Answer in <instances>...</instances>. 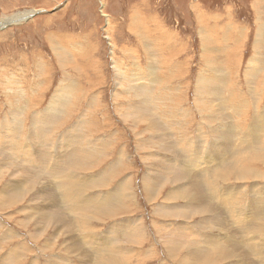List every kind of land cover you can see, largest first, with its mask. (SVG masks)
I'll use <instances>...</instances> for the list:
<instances>
[{"label": "rangeland", "instance_id": "rangeland-1", "mask_svg": "<svg viewBox=\"0 0 264 264\" xmlns=\"http://www.w3.org/2000/svg\"><path fill=\"white\" fill-rule=\"evenodd\" d=\"M24 14H26L24 18L12 21V18H18ZM8 19H11V22L6 23ZM0 21L5 22L0 25V123L4 125L6 122L10 123L13 119L11 114L6 113L8 106L5 98H7L6 94L9 89L14 94L8 101L12 104V110L17 111V114L20 112L24 114L18 117L20 118L18 119V135L20 134L19 138L21 137L25 146L29 145L35 150L41 149L38 148V139L32 141L29 137L31 136L29 128L34 113L47 110L48 103L54 102L62 116L71 117L68 123L65 124L64 130L57 131L54 134L56 139L65 136L66 130L73 125H77L80 129L81 126L91 123L95 115L94 118H96L101 128L97 135L98 138L111 139L114 136L119 139H117L118 144L112 152V157H110L111 160L107 164L116 156L118 149H121V147L126 149L123 151V153L126 151L123 161L125 160L124 163L129 162L131 164L130 171L126 175L134 176V182L133 179L129 182L131 200L129 199L126 205L133 208L137 223L130 230L129 236L132 241L126 242L125 239V241L122 239L118 242L112 241L114 244L108 242L109 246L112 245V248L108 251L114 252V250H117L115 252L119 254L115 258L117 259V261L115 260L116 263L113 262V264H174L162 239L166 234L173 237L171 244H174V240L182 241L181 244H184L182 253L178 256L179 259L186 252H189V245H193V249L196 251L208 250L209 259H215V261H221L227 253L238 255L236 256L237 262L231 259L230 263L224 264H253L254 259L257 264H264V244L259 243L260 239L264 238V215L262 212L257 211L256 207L251 208L250 206L254 200L250 189L264 186V180L226 182L223 184L217 181H213L214 184H209L208 177L203 180L206 186L213 185L211 187L213 195H217L215 198L218 203H222L226 215L231 210V215L229 214L231 218L227 215L228 221L232 223V219L238 215L236 216L237 220L233 219V222L239 225H247L244 229L240 228L242 231L235 227L236 225L234 228L232 226L234 223L223 225L226 228L232 227V230L225 229L221 231L214 227L207 229L202 225V221L205 218L211 219L212 215L197 214L193 216L191 221H186V218L183 219V217L177 215L181 209L187 208L183 202H177L178 207L175 206L176 204L169 206L163 203V196L168 188L159 193L155 203L145 201L142 189V182L146 178H157L163 173L160 167L157 170H152L143 163V158L147 156L146 148L149 145V136L146 130L149 122H153L156 126L152 139L155 146L153 156L160 160L169 161L171 159L167 155V149L160 148L158 142L164 135L166 136L163 139L164 142H170L171 136L168 133L174 122V125L181 124V121L184 122L181 124L183 127L181 125L179 127L183 130L176 134L180 142L186 136L187 140L185 142H197L199 144L200 141L203 151L207 148L208 141H206L205 131L202 129L203 133H199L198 129L202 126V128L208 130L212 125L215 126L213 108L218 101L210 103L211 101L209 99L206 101V98H221L222 101L218 100L223 105L225 115H227L228 110L240 114L248 110L245 122L252 123L251 117H254L255 113H257V116L261 115L260 112L264 109V0H0ZM145 47L151 48V51L147 54L144 53ZM252 62L256 63L258 67L260 66L262 71H253L251 69ZM250 69L251 71H249ZM247 71L253 75V78L254 76L257 78L248 82L245 78ZM122 74L126 75V80L122 81L123 88L121 86L117 88L118 78ZM137 75L141 78L140 80ZM127 77H132L129 83ZM200 77L208 82L212 81V85L215 82L218 85L208 88L203 83L206 89L203 86L202 91L200 90ZM253 86L258 94L249 92V89ZM128 87L131 89L127 92ZM120 92L121 98L117 100L118 102L113 100L114 95L117 93L116 97H118ZM19 93L23 94L22 98L36 97L31 98L39 104L37 108L35 105L34 109L28 110ZM124 97L129 98L138 106L143 104V110H146L145 113L139 115L138 119L141 122L138 131H141V133L137 131L134 135V132L130 129L131 126L124 124L128 122H125L121 117V114L127 115L126 104L122 105V103H125L122 101ZM13 98L14 100H12ZM86 98L87 101H85ZM91 98H100L99 109L95 113L89 112L87 121L85 117V121L77 122V120L82 119L78 112L85 110L86 103ZM230 98L233 101V106ZM201 102L203 106L208 104L206 106L208 109L204 107L205 110L201 113L202 115L205 114V117L198 115ZM121 105L124 106L123 109ZM24 106H26L27 112L26 110L21 111ZM119 107L123 110H119L120 114L116 111ZM177 111L180 112V116L177 115ZM172 113H175V115ZM182 115L189 116L187 118L188 123H186L187 120L182 119ZM103 120H105V124H101ZM202 122H209L210 124H203ZM198 124L200 125L198 126ZM256 124L260 123L257 122ZM27 126L28 128H26ZM125 126L127 127L125 128ZM245 128L242 130L244 134ZM195 132L200 134V138L197 137L198 134ZM243 133L239 136L241 140L244 138ZM87 134L89 133L86 130L79 133L83 142ZM252 137L259 139L261 135L254 133ZM212 138L211 136L209 141ZM121 144L124 146H121ZM86 145L87 143L83 144L82 147H87ZM0 146H2L1 142ZM92 146L97 147L98 143L95 142L90 145V151L93 149ZM48 147L57 150L55 144H48ZM220 149L222 150V148ZM0 150L4 152L5 149L0 147ZM10 152L8 149L5 150L6 154ZM14 152L16 151L14 150ZM233 161L236 162L234 159ZM104 166L106 167V165ZM104 166L99 167L98 170H94L92 173L90 172L91 174H86V172L83 174V171L81 172L78 168L77 170L72 169L71 172L77 176V179H80L84 175L89 177V175L98 174L104 169ZM179 166L180 164L175 165L176 168H179ZM190 166L182 167L185 170L198 172L197 170L200 171L202 164ZM254 167L258 168V166ZM203 168L206 167H202L201 170ZM260 170L263 171L261 168ZM260 170L258 171L260 172ZM7 179H9L8 176L3 179L1 185H4ZM43 179L48 185L50 183L51 185L56 184L55 181H51L47 177ZM233 187H236V189ZM81 188L83 187L81 186ZM81 188L77 185L78 195L75 193L69 201L63 202V206L65 203L64 207L60 204L63 199L58 194L60 193L58 189H56V192H58L56 198L46 197L47 201H51V203L48 202L51 210H55L54 206L59 203L58 205H61L62 209L69 212L66 210L69 206H75L79 202L90 204L93 197L96 198L95 201H98L106 192H110V187L106 190H90V192L86 191L85 193L80 192ZM228 188L232 192L235 190L233 193H229L231 197H229V194L225 195L227 191L222 192L223 189L227 190ZM36 189L38 190V188ZM51 189L54 190L55 188ZM245 194L247 195L245 196ZM239 206L241 208H238ZM155 209H159L160 212L156 213ZM8 215L12 216L14 214L8 213ZM132 216L113 220V222L110 221L106 224L110 226ZM246 216L247 218L249 216V219ZM96 218H98L97 215ZM98 219L102 220L101 217ZM0 222V236L4 237L3 235L9 233L8 236L4 237L7 238L8 244H6V239L0 240L1 259L3 260L8 254L7 251L17 248V252L15 251L17 257L12 260L13 263L8 261V264H32L33 261H37V258L40 259L42 264L99 263L100 258L94 257L92 250L87 247L86 243H91L92 247H97L96 242H89L86 239V242L83 241L85 244L82 245L83 250H79L78 253L66 250L63 243L73 235L67 224L63 227L65 230L59 229L56 239H52L51 242L54 241L52 249L54 250L51 251L49 247L47 249L46 246L40 247L42 245L38 244L39 247L35 246V243L29 240L30 230H33L31 223L27 227L28 230L27 228L22 229L19 226L17 227L15 220L8 221L2 213H0ZM87 222L91 227L96 228L97 226L102 231L105 228L103 233L107 230V225L102 226L104 223L91 219L89 216ZM89 225L88 233H90ZM100 225L101 227H99ZM256 226L262 227L263 230L256 231ZM9 227L11 228L9 229ZM204 229H207V231ZM233 230L236 231L237 236L236 234L232 235ZM100 233L97 235L100 236ZM131 234L134 236L131 237ZM81 236L85 237L84 234ZM9 237L15 238L10 241ZM230 237L233 238L235 244L232 243L231 239L230 242L227 240ZM239 238L242 239L239 240ZM247 238L251 241L248 242ZM204 242L206 243L205 246ZM253 242L257 244L255 245ZM41 243L46 245L44 240H41ZM62 245L63 247H61ZM109 246L107 247L109 248ZM257 246H259L257 251H254ZM71 247L73 246L71 245ZM57 249L58 251H56ZM258 251H261V254H258ZM100 252L97 251L96 253ZM241 255L245 257L243 258ZM227 259L229 258L227 257ZM0 264H7V261L4 260ZM184 264H187V261Z\"/></svg>", "mask_w": 264, "mask_h": 264}, {"label": "bare ground", "instance_id": "bare-ground-1", "mask_svg": "<svg viewBox=\"0 0 264 264\" xmlns=\"http://www.w3.org/2000/svg\"><path fill=\"white\" fill-rule=\"evenodd\" d=\"M26 14H24L23 16H20L18 18H12V21H14V20L16 21V20H19L21 18H24ZM8 20L6 21V23L11 22V19H8ZM4 23L5 22L0 21V25H2ZM151 47H153V46H151ZM146 48H148V49H146ZM153 48H156V47H153ZM60 49L62 51H65L62 48H60ZM144 49H145L144 53H146V54L151 51L150 47H145ZM129 50H131V49H129ZM134 55H135V53H134ZM148 58H149V56H148ZM148 63H150V62H148ZM151 64H152V62H151ZM139 65H140V63H139ZM251 66H252L251 69L253 71L261 70V67L260 66L258 67L257 64L254 62L251 63ZM261 66H262V64H261ZM251 69L249 71H251ZM249 71L246 72V76H245V78L247 79L248 82L253 81L254 79L257 78L255 76L253 78V75ZM121 76H119V78H118L117 88L119 86H121L123 88L122 81L126 80L125 74H122ZM145 76H147V75H145ZM213 76H212V78H214ZM203 77H200V90L203 91V89H202L203 86L206 89V86L209 88L210 86L216 87V85H218V84H216V82L213 83V85H212V81L208 82V81L204 80ZM137 78H139V80L141 79L139 77V75H137ZM131 79H132V77H127L128 83L131 81ZM208 79H211V78H208ZM203 83L206 86L203 85ZM124 84H125V82H124ZM151 86H152V84H151ZM129 89H131V88L128 87L127 92ZM122 92H124V91H122ZM249 92L251 94H258L255 92L254 86L249 89ZM257 92H259V91H257ZM12 94L13 93L11 91H9V89H8V93L6 94L7 98H5V101H6V104L8 106L6 113L11 114L13 119L11 120L10 123L6 122V124H4V125H3V123H0V142L2 145L0 147L4 148L5 150L8 149L9 152L11 151L10 153L6 154L5 150H4V152H2L0 150V185L2 184L4 178L6 179L7 176L9 177V179H7L6 183H4V185L0 186V213H2L8 221H10V220L14 221L15 220L17 227L19 226L22 229L27 228L28 225L31 223L30 225H32L33 230L29 229L30 230L29 240L33 241L35 243V246L37 244L42 245L40 247L46 246V248L48 249V247H49L51 251L54 250V249H52V247H53L52 243L54 242V241L51 242L52 239H56L57 234H59L58 230L59 229L65 230L63 227L65 224H67L69 230H71L73 232V235L70 238L68 237V239L65 240L63 243V244H65L64 246L68 252L72 251V253H78L79 250L82 249V245L84 244L83 241L86 242L85 240L88 239L89 242H96L98 244V245H96L97 247H92L91 243L86 242L87 247L92 250V254L94 255V257L96 256L97 258L98 257L100 258L98 261L99 262L98 264H113V262H115V260L117 261V259H115V258L119 254L117 252H115L117 250H114V249H113L114 252H109L108 250H110L112 248L111 247L112 245L109 246L108 244L114 240H115L114 242H118L122 239L123 240L125 239L126 242L132 241L130 239V236H129L130 230L133 229V227L137 223L136 222L137 220L134 218L135 212H133V208H130L126 205V202L129 199L131 200L129 182L132 179L134 182V178H133L134 176L126 175V173L128 171H130L131 164H129V162L124 163L125 160L123 161L124 153L126 152L125 151L123 153L125 148L121 147V149H118L116 156L113 158L112 161H110L109 164H107L109 162V160H111L110 157H112V152H113L114 148H116L115 146L118 144V141H117L118 138L116 139L113 136L114 134L112 135L113 137L111 139L110 138L105 139L104 137L98 138L97 135L99 134V131L101 128H100V125H98L96 118H94L95 115L93 116L91 123L81 126L80 129H78L77 125H73L72 127L68 128L66 130L67 133L65 136H63L62 138L58 137V139H56L54 134L57 131H63L64 130L63 128H65L64 127L65 124L68 123V121L71 119V117L66 118L65 116H62L58 112V107L54 102L48 103L47 110L45 109L43 111L34 113V116H33L32 121H31V126L29 128L30 129V135H31L29 137L31 138L32 141L38 139V143H39L38 148H41V149L35 150L33 147H31L29 145L25 146V144H23V142L21 140V137L19 138L20 134L18 135V126H19L18 125L19 124L18 119H20L18 117L21 116L23 113L20 112L17 114L16 113L17 111L12 110V104L8 102L10 100V98H12L14 96V94L13 95ZM116 94L114 95L113 100L117 101L118 99L121 98V92L119 93L118 97H116ZM22 95L20 94L19 96H21V98H22L23 97ZM212 95L214 96V94H212ZM31 97H33V96H29L28 98H22L24 100V105H26L28 107V110L34 109L35 105L37 108V106L39 105L33 99L36 97H33V98H31ZM14 98L12 100H14ZM99 99L100 98H91L89 100V102H87V103L85 102L86 103L85 110H83V111L81 110L78 112L80 114V117H82V119L77 120V122L85 121L84 120L85 117H86V121H87L88 116H89V112L95 113L96 110L99 109V107H100ZM122 99H123L122 101L125 102V103H122V105L126 104V107H127V110H126L127 115L121 114L122 115L121 117L124 119L125 122L128 121L127 123H129V124H127V123H124V124H126L127 126L130 125L131 126L130 129H132V132H134V135H135L136 132L138 131L139 125H141V122L138 120L139 115L145 113L146 110H143V104L138 106L133 101H131L129 98L124 97ZM207 99H209L211 101L210 103H213L216 101H218V102L216 103V105H214V108L212 107L213 111L215 113L214 114L215 118L213 117L215 126L212 125V127H209V129L211 128V130H209V129L207 130L205 128H202V126H200L201 128L198 129L199 133H203L202 129H204L205 134H206V141H208V144H210V145L206 144L207 148L204 151L202 149V146H201L202 143L200 141H199V144H197V142H191V143H189L188 141L185 142L187 140L186 136L182 139L181 142L178 140L176 134L180 130H183V129H180L179 127L182 123H184L181 121V124L180 123L177 124L179 122L178 121L176 123L178 126L174 125L175 124V122H174V124L172 123V125L170 127V132L168 133V135L171 136L170 142H164L163 139L166 138L165 135L163 137H161L160 142H158V145L160 148L167 149V155L171 160L165 161V160L157 159L155 156H153L155 146H154V142L152 140L153 139V133H154L156 126L153 122H149L147 124L146 130H147V134L149 136V145L146 148L147 156H145L143 158V163L145 166L150 167L152 170H157L158 167H160L163 170V173L157 178L148 177L142 182V189L144 192L143 196H144V199L146 202L155 203V202H157V199L159 197V193H161L162 190L168 188L167 192L163 196V199H164L163 203H166L169 206H171L172 204L173 205L176 204L175 206H177L178 205L177 202H181V203L183 202V204H185L187 206L186 209H181V211L177 213V215H179V217H183V219L186 218V221L187 220L191 221L193 219V216H196L197 214L210 215V216L212 215L211 219L204 217L205 219L203 221L201 220L202 225H204L207 229L214 227V228L219 229L221 231L225 230V229L232 230L233 229L232 227L226 228V227H223V225H225V224L232 225V223H234L233 219L237 220L236 216H238V215H236V216L234 215L236 219L233 218L232 223H230L228 221L229 218H227V215L230 214L231 210H229V214L227 213V215H226V212H225L226 210H224L222 203H218V201L215 198V197H217V195L216 196L213 195V191L211 189V187L213 185L212 186H206L203 183V180H205L208 177V183L209 184H214L213 181H217L218 183L223 184L226 182H238V181L251 182V181H256V180H262V181L264 180V109L262 110V112H260L261 113L260 116H257V113H255V116L251 117L252 123H250V122H245L246 113L248 112V110L245 111V113H243V114H240L239 112L232 111V112H230L229 115H225L223 113V105L219 101V100L222 101L221 98H218L219 100L217 98H214V99L213 98H206V101H207ZM87 100L88 99L86 98L85 101H87ZM122 101H120V102H122ZM230 101H231V104L233 106V103H232L233 101L231 98H230ZM122 105H121V107H122ZM207 105L203 106V103L201 102V107L199 109L200 113L197 112L198 115L199 114L202 115L201 113H202V111L205 110L204 107H206ZM26 106L22 107L21 111L26 110ZM117 106H119V105H117ZM211 106H213V105H211ZM123 107H122V109H123ZM212 108H211V110H212ZM246 108H247V106H246ZM249 109H250V106H249ZM119 110L123 111L120 109V107L117 108L116 111L119 112ZM178 111L176 113H178ZM26 112H27V110H26ZM179 113L177 115H179ZM208 113H210V112H208ZM119 114H120V112H119ZM172 114L175 115V113H172ZM202 117H205V114H203ZM187 118H189V116H187V115L183 116L182 115V119L187 120L186 123H188ZM248 119H250V118H248ZM257 122L260 124H256ZM202 123L203 124H210L209 122L208 123L202 122ZM22 124H23V122H22ZM101 124H105V120H103V122H101ZM199 125L200 124H198V126ZM127 126H125V128ZM181 127H183V126L181 125ZM207 127H208V125H207ZM26 128H28V126ZM233 128L237 129V130L234 131ZM244 128L246 130L245 134L242 132V130ZM83 130H86L89 133V134H87L84 142L80 138L81 136H79V133H81ZM111 130H114V129H111ZM109 131H110V129H109ZM236 131H237V133H236ZM138 133H141V131H138ZM195 133L198 134V132H195ZM241 133L244 134V138L242 140L239 138ZM254 133L261 135V138H259V139L253 138L252 135ZM211 136L213 138L209 141ZM197 137L200 138V134H198ZM95 142L98 143V146L97 147L92 146L93 149L90 151L89 146L93 145ZM28 143H29V141H28ZM85 143H87V145H86L87 147H82V145ZM48 144H53V145L55 144L57 147V150L51 149V147L47 148ZM194 144H196V145H194ZM121 146H124V145L121 144ZM83 148L87 149V150H84ZM220 148H222L223 151ZM14 150L16 152H14ZM192 150H194V152H192ZM221 154H223V155H221ZM233 159L236 160V162L233 161ZM177 164H180L179 168L175 167V165H177ZM193 164H202V167H206V168H203L201 170L202 167L200 166V171H199V169L197 170L200 173L195 172L193 170H185V168H184L185 166H190ZM104 165H106V167ZM101 166H104L103 167L104 169L103 170L101 169L102 171H100L98 174L93 175V176L89 175V177H86L84 175V176L80 177V179L78 178L79 180L77 179V176L71 172L72 169L77 170V168H78V170H80L81 172L83 171V174H85V172L87 174L90 172L92 173L94 170H98V168ZM182 166H184V167H182ZM254 166H258V168H255ZM260 168L263 169L262 172H261ZM258 170H260L261 173ZM44 177H47L51 181H55V183L57 185L56 184L51 185V183H50V185H48L46 183V181L43 179ZM77 185L79 188H81V186L83 187L80 189L81 193H85L86 191L90 192V190L91 191L92 190L93 191L106 190L109 187H110V192H106L103 196L100 197V199L98 201H95L96 198L93 197L92 198L93 201L90 202V204H88V203L84 204V203L79 202L75 206H69V208L66 209L69 211V212H67L64 209H62L60 206L63 204V202L69 201L70 198L73 197L74 194L78 192L79 189H77ZM248 187H250V186H248ZM36 188H38V190ZM51 188H55V189L53 190ZM233 188L236 189V187H233ZM56 189H58V191L60 193L56 192ZM256 189L255 188L250 189L251 194L253 195V198H254L253 204L250 206H251V208L256 207L257 211L262 212V214L264 215V186H259L258 188L256 187ZM239 191L241 192V190H239ZM222 192L223 193L226 192L225 195H228L230 192L233 193L232 190L230 191L229 188L227 190L223 189ZM243 192H242V194H243ZM56 193H58L62 197L63 201L60 203L61 205H58L59 203L55 206L53 205L55 210H51L50 205H49V203H51V201L50 202L47 201L46 197L48 196L51 198H56ZM215 194H217V192H215ZM77 195H78V193H77ZM96 195H98V194H96ZM246 195L247 194H245V196ZM258 195H260V196H258ZM220 196H221V194H220ZM235 196H236V194H235ZM235 196H234V198H235ZM28 197H30V199H28ZM229 197H231V195ZM52 204H54V203H52ZM64 206H65V203H64ZM183 207H185V206L183 205ZM238 208H241V207L239 206ZM155 212L159 213L160 211H159V209H155ZM8 213H12L14 215L9 216ZM63 213H66V214L63 215ZM94 215H95V217H94ZM96 215L98 216V218L101 217L102 220L96 218ZM88 216L91 219H96V220H99L102 223H104V224H102V226L107 225V230L103 233L105 228L102 231L101 229H98L97 226H96V228H94V226L91 227L87 222ZM129 216H132V217L127 218L121 222H116L115 224H112L110 226L108 224H106L107 222H110V221L113 222V220L129 217ZM213 216H214V218H213ZM239 216H241V215H239ZM243 216H245V215H243ZM259 217H257V218L259 219ZM230 218H231V216H230ZM246 218H247V216H246ZM247 219H249V216ZM141 220H143V219H141ZM88 221H90V220L88 219ZM238 221H240V220H238ZM151 222H153V221H151ZM241 222H243V221H241ZM60 223H61V225H59ZM246 223H247V221H246ZM153 224H155V223H153ZM4 225H6V224H4ZM88 225L90 226V233H88V229H89ZM244 225H239V224L234 223V225H232V226L233 227L235 226L239 229L240 228L244 229L247 226V225H245V226ZM2 226H3V224H2ZM155 226H156V224H155ZM99 227H101V225ZM137 227H138V225H137ZM182 227L184 228V225ZM256 227H254V228H256ZM10 228L11 227H9V229ZM186 228H187V226H186ZM207 229H204V230L207 231ZM27 230H28V228H27ZM99 230H101L102 233H100L101 231H99ZM202 230H203V228H202ZM235 230H233L232 235L236 234ZM260 230H263V229H262V227L258 226L256 228V231H260ZM19 232H20V230H19ZM226 232H227V230H226ZM99 233L101 234L100 236L97 235ZM131 233H133V231H131ZM134 233H136V232H134ZM7 234H9V233H7ZM7 234H5L3 236L5 237ZM47 234H48V236H47ZM83 234L85 235V237L81 236ZM202 234H203V232H202ZM245 234H246V232H245ZM132 235L133 234H131V237H132ZM136 235H138V234H136ZM61 236H63V235H61ZM236 236H237V234H236ZM238 236H239V234H238ZM4 237L0 236V240L6 239V244H8L9 242H7V238H4ZM137 237H135V238L137 239ZM164 237H162V239L165 243L166 251L172 257V262H174V264L175 263L184 264L186 261H187V264H224V263H230L231 259H233L234 262H237V260H238L236 257L238 255L236 253H227L224 255L225 257H223V259H221V261H215V259H209V252H207L208 250L207 251H202V250L196 251L193 249V245H189V247H188L189 252H186L182 256V258L179 259L178 256L180 253H182L183 246H184V244L183 245L181 244L182 241L179 242V240H174V244H171V241H173V237H171L169 234H166V236H164ZM199 237H201V236H199ZM9 238H10V241H12L15 237H9ZM242 238H239V240ZM141 239H142V237H141ZM141 239H140V241H142ZM220 239H219V242H220ZM230 239H231V237L228 238L227 240L230 242L233 238L231 240ZM41 240H44L46 242V245L41 243ZM193 240H195V239H193ZM193 240H192V242H193ZM247 240H248V238H247ZM205 241H206V239H205ZM249 241H251V240H248V242ZM189 242H190V240H189ZM232 243H233V240H232ZM259 243L264 244V238L260 239ZM259 243H258V245H259ZM191 244H194V243H191ZM205 244L206 243L204 242V246H205ZM233 244H235V243H233ZM246 244H248V243H246ZM254 244L256 245L257 243H254ZM71 245L73 247H71ZM115 245H116V243H115ZM115 245H113V246H115ZM196 245H197V243H196ZM100 246H103L106 248H103ZM107 246H109V248ZM248 246L250 247L251 245L249 244ZM0 247H1V245H0ZM61 247H63V245ZM258 247L259 246L255 247L256 250L254 249V251H257ZM16 250H17V248H14L13 250L10 249L9 251H7L8 254L7 255L5 254L6 256L4 255L5 257L3 258V260L1 259V257H0V260L7 261V264H8V261L12 262V260H14L17 257V254L15 253ZM56 251H58V249ZM97 251H101V252L96 253ZM119 251H120V249H119ZM39 252H36V253L40 254ZM43 252H44V249H43ZM148 252H149V250H148ZM258 254H261V251H258ZM193 256H195V257H193ZM227 257L229 259H227ZM241 257H243V255H241ZM257 257H258V255H257ZM258 258H260V257H258ZM240 260H241V258H240ZM47 262H49V261H47ZM96 263H97V261H96ZM252 263L257 264L255 259H254V261H252ZM32 264H42V263H40V259L37 258V261H33Z\"/></svg>", "mask_w": 264, "mask_h": 264}, {"label": "crops", "instance_id": "crops-1", "mask_svg": "<svg viewBox=\"0 0 264 264\" xmlns=\"http://www.w3.org/2000/svg\"><path fill=\"white\" fill-rule=\"evenodd\" d=\"M230 112H232V111H229V110H228V113H227V115H229V114H230ZM233 130L235 131V130H237V129H234V128H233ZM236 133H237V131H236ZM236 136H237V135H236ZM236 136H235V137H236Z\"/></svg>", "mask_w": 264, "mask_h": 264}]
</instances>
